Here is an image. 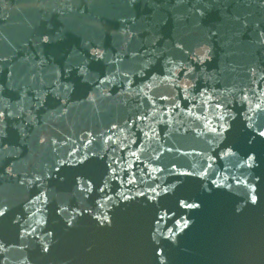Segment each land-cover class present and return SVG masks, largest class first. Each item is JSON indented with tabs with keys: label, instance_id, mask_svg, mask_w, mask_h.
<instances>
[{
	"label": "water",
	"instance_id": "obj_1",
	"mask_svg": "<svg viewBox=\"0 0 264 264\" xmlns=\"http://www.w3.org/2000/svg\"><path fill=\"white\" fill-rule=\"evenodd\" d=\"M0 264H264V0H0Z\"/></svg>",
	"mask_w": 264,
	"mask_h": 264
}]
</instances>
